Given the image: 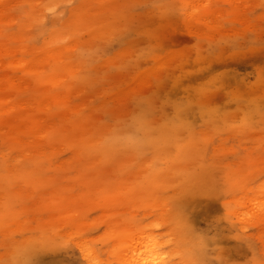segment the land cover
<instances>
[{"label": "rangeland", "instance_id": "1", "mask_svg": "<svg viewBox=\"0 0 264 264\" xmlns=\"http://www.w3.org/2000/svg\"><path fill=\"white\" fill-rule=\"evenodd\" d=\"M141 253L264 264V0H0V264Z\"/></svg>", "mask_w": 264, "mask_h": 264}, {"label": "bare ground", "instance_id": "2", "mask_svg": "<svg viewBox=\"0 0 264 264\" xmlns=\"http://www.w3.org/2000/svg\"><path fill=\"white\" fill-rule=\"evenodd\" d=\"M216 16H217V15H216ZM154 249H155V248H153V250H152V248H151V249H150L151 251H149V253H152V254H153V253H154ZM135 253H136V252L133 251V254H135ZM154 255H155V253H154ZM142 256H143V253H141V255H140L141 260H142L143 262H141L140 264H153V262L157 261V257H155L154 259L152 258V261H153V262H149L148 259H149L150 257H148V256L146 257V254L144 255V257H142ZM140 257H139V258H140ZM133 261H134V260H133ZM132 263H134V262H132ZM159 263H160V264H163L162 261H159ZM134 264H135V263H134Z\"/></svg>", "mask_w": 264, "mask_h": 264}]
</instances>
